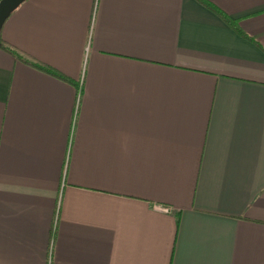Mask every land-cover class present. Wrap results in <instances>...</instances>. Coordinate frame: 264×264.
Instances as JSON below:
<instances>
[{
    "label": "crops",
    "instance_id": "0c3cea01",
    "mask_svg": "<svg viewBox=\"0 0 264 264\" xmlns=\"http://www.w3.org/2000/svg\"><path fill=\"white\" fill-rule=\"evenodd\" d=\"M1 38L69 80L0 47V264H264V0H26Z\"/></svg>",
    "mask_w": 264,
    "mask_h": 264
},
{
    "label": "trees",
    "instance_id": "16d2710c",
    "mask_svg": "<svg viewBox=\"0 0 264 264\" xmlns=\"http://www.w3.org/2000/svg\"><path fill=\"white\" fill-rule=\"evenodd\" d=\"M221 14H222V13H221ZM222 16L225 18V20H226L228 23H232V22L235 23V21H234L232 18H230L228 15H224V14H222ZM0 41H1V43H2V45H1L0 47H1V48H4V49H6V50H8V51L11 52L12 54H14L17 58H19V59H21V60H23V61H25V62L31 64L32 66H35V67H37V68H39V69H41V70H45V71H47V72H49V73H51V74L57 75V76H59V77L65 79V80H69V79H67L65 76H63L62 74H60L59 72H57V71H55L54 69L50 68L49 66L44 65V64H42V63H39V62H37V61H34V60L29 59L28 57H26L25 55H23L19 50H17L16 48H14V47L8 45L7 43H5V42L2 40V38H1V34H0Z\"/></svg>",
    "mask_w": 264,
    "mask_h": 264
},
{
    "label": "water",
    "instance_id": "95a60500",
    "mask_svg": "<svg viewBox=\"0 0 264 264\" xmlns=\"http://www.w3.org/2000/svg\"><path fill=\"white\" fill-rule=\"evenodd\" d=\"M26 0H0V34L6 20ZM2 45L0 41V46Z\"/></svg>",
    "mask_w": 264,
    "mask_h": 264
},
{
    "label": "built area",
    "instance_id": "2783aa9c",
    "mask_svg": "<svg viewBox=\"0 0 264 264\" xmlns=\"http://www.w3.org/2000/svg\"><path fill=\"white\" fill-rule=\"evenodd\" d=\"M164 210H167L166 208H164Z\"/></svg>",
    "mask_w": 264,
    "mask_h": 264
}]
</instances>
